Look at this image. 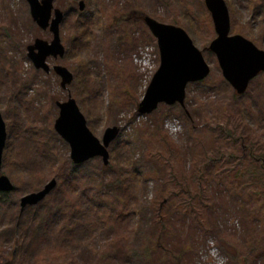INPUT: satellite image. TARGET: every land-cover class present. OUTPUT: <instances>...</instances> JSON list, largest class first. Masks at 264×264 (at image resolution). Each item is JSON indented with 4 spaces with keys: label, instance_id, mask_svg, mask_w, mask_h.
<instances>
[{
    "label": "rangeland",
    "instance_id": "374dc122",
    "mask_svg": "<svg viewBox=\"0 0 264 264\" xmlns=\"http://www.w3.org/2000/svg\"><path fill=\"white\" fill-rule=\"evenodd\" d=\"M225 1L230 35L264 51V1ZM54 5L65 13L66 55L48 63L73 73L67 89L27 56L36 39L50 42L53 35L33 22L25 0H0V113L7 132L0 177L15 186L0 205V264H264V192L256 173L264 155V73L243 95L225 80L209 50L217 34L205 0ZM145 16L184 29L211 72L187 87L183 106L161 104L143 116L137 110L153 74L136 54L150 48L160 66ZM69 97L99 140L106 129H120L108 165L102 158L72 162L69 144L54 129L57 103ZM243 143L248 148L241 151ZM234 166L248 174L246 181H235ZM173 178L189 182L191 202ZM53 179L58 185L43 202L21 208L22 197Z\"/></svg>",
    "mask_w": 264,
    "mask_h": 264
},
{
    "label": "water",
    "instance_id": "95a60500",
    "mask_svg": "<svg viewBox=\"0 0 264 264\" xmlns=\"http://www.w3.org/2000/svg\"><path fill=\"white\" fill-rule=\"evenodd\" d=\"M25 1L29 5L33 22L53 35L50 42L36 39L27 47V56L36 70L46 74L53 71L61 79V87L67 89L74 80L73 73L62 65L51 67L48 63L50 58L57 60L66 55L60 32L65 13L55 8V0ZM205 6L211 14L217 34L209 50L217 56L225 80L238 95H243L250 83L264 73V51L241 35H230L231 18L225 0H205ZM84 9V2H80L79 10ZM144 22L157 40L160 66L138 106L137 111L143 116L152 114L161 104L183 106L187 87L202 82L211 72L202 52L196 48L184 29L158 22L149 16L144 17ZM57 106L60 113L54 129L69 144L72 162L79 166L94 158H102L104 164L108 165L109 147L118 138L120 129H106L102 140H99L89 129L86 118L73 98L69 97L68 101L59 102ZM6 141V125L0 113V167ZM57 185V180L53 179L40 191L25 195L20 201L21 208L37 206ZM14 189L15 186L8 177H0V193H10Z\"/></svg>",
    "mask_w": 264,
    "mask_h": 264
},
{
    "label": "trees",
    "instance_id": "16d2710c",
    "mask_svg": "<svg viewBox=\"0 0 264 264\" xmlns=\"http://www.w3.org/2000/svg\"><path fill=\"white\" fill-rule=\"evenodd\" d=\"M264 1V0H263ZM79 22H80V24H81V19L80 20H78ZM79 39H80V35L78 34L77 36H76V39L74 40V43L76 44L77 43V45H78V42H79ZM220 128H222L221 126H219ZM157 130H158V132H161L160 131V129H159V127L157 128ZM226 134L228 135V136H230V135H233V136H236V131L234 130V129H226ZM163 137H165L166 138V136H163ZM236 138V137H235ZM236 141L235 142H237V141H240L241 140V142L242 141H244V138L241 136V138H240V140H238L237 138L235 139ZM253 144V143H252ZM240 148V150L241 151H243L244 150V148H248V146H246L244 143L243 144H241L240 146H239ZM230 155H232V157L233 158H236V159H238L239 158V156L238 155H235V154H230ZM251 156V155H250ZM260 156V157H259ZM259 158H262L263 160H260V163H259V165H260V167L261 168H259V170L260 171H256V173L258 174L257 176H259L260 178H261V186L263 187V192H264V164L262 165V161H264V155L263 154H259ZM258 157H257V159H258ZM76 171H78V170H71V173L73 174V173H75ZM243 171V169L242 168H240V167H236V166H234L232 169H230V172L232 173V175H233V178L235 179V181H241V182H243V181H246V178H247V173H244V172H242ZM253 171V170H252ZM252 175V174H251ZM174 179V178H173ZM175 180V179H174ZM202 181V180H201ZM116 183H120V179H117L116 180ZM175 183L178 185V187L180 188V191H182V189L185 191V193H187L190 197H189V199H188V201L189 202H191V200L192 199H194V196H193V194H192V192H191V189H190V186H189V182L186 180V179H184V185L182 184V183H179V181L178 180H175ZM201 184L200 183H198V185H197V188H196V191H197V193L199 192L198 190H200L201 189ZM8 194L9 193H3V194H0V205H2V204H4V201H5V198L8 196ZM179 195V194H178ZM177 195V196H178ZM96 196V195H95ZM94 198H96V197H94ZM61 207V208H60ZM58 208V207H57ZM57 210H64L63 209V205L62 206H59V208L57 209Z\"/></svg>",
    "mask_w": 264,
    "mask_h": 264
},
{
    "label": "built area",
    "instance_id": "2783aa9c",
    "mask_svg": "<svg viewBox=\"0 0 264 264\" xmlns=\"http://www.w3.org/2000/svg\"><path fill=\"white\" fill-rule=\"evenodd\" d=\"M136 58L140 60V64L142 66V70L144 72L151 73V75L155 72L156 67L154 66V61L152 60V56L149 50H141L139 54H136ZM213 246V244H212Z\"/></svg>",
    "mask_w": 264,
    "mask_h": 264
}]
</instances>
